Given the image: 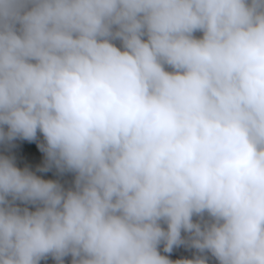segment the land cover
Returning <instances> with one entry per match:
<instances>
[{"label":"clouds","instance_id":"clouds-1","mask_svg":"<svg viewBox=\"0 0 264 264\" xmlns=\"http://www.w3.org/2000/svg\"><path fill=\"white\" fill-rule=\"evenodd\" d=\"M38 133L74 180L0 155V264H264V0H0V145Z\"/></svg>","mask_w":264,"mask_h":264},{"label":"trees","instance_id":"trees-1","mask_svg":"<svg viewBox=\"0 0 264 264\" xmlns=\"http://www.w3.org/2000/svg\"><path fill=\"white\" fill-rule=\"evenodd\" d=\"M43 139L42 134L38 133L37 135V141H41ZM35 140V141H36ZM27 153V145L22 144L20 142H10L8 145H0V155H11L14 156L16 159V164L18 166L20 162V158L23 157ZM29 161L33 164H42L44 163L43 160L36 159V158H30ZM74 180L73 175L71 174L70 177L66 178V187L72 183ZM34 210V209H33ZM166 227V225H165ZM160 251L162 255L168 256L169 259L175 261L178 259H191L193 258V255L195 254V249H190L186 246H179L174 247L173 251L171 253H164L163 252V245L160 247ZM41 264H55V261L49 258L47 261H42ZM66 264H70V258L66 259ZM210 264H215V262L210 261Z\"/></svg>","mask_w":264,"mask_h":264},{"label":"rangeland","instance_id":"rangeland-1","mask_svg":"<svg viewBox=\"0 0 264 264\" xmlns=\"http://www.w3.org/2000/svg\"><path fill=\"white\" fill-rule=\"evenodd\" d=\"M197 35H200V34H197ZM13 142H20L22 144L27 145V153H25V155L20 158V162L18 164L19 168L23 169L24 167H28L32 171H35L36 174L41 176V178H43V179L60 180L61 183L66 185V182H65L66 178L70 177L71 174H65V175L61 176L57 173L56 169H54V168L48 172H39L36 170L39 167H42L43 163L37 165V164H33L29 161V159L31 157L44 161V159H45L44 153H42L38 147V145L43 142V139L41 141H37V140L36 141H26V140H22V139L17 138Z\"/></svg>","mask_w":264,"mask_h":264}]
</instances>
